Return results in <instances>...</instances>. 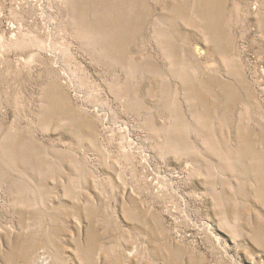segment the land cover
Masks as SVG:
<instances>
[{"label":"rangeland","instance_id":"374dc122","mask_svg":"<svg viewBox=\"0 0 264 264\" xmlns=\"http://www.w3.org/2000/svg\"><path fill=\"white\" fill-rule=\"evenodd\" d=\"M0 264H264V0H0Z\"/></svg>","mask_w":264,"mask_h":264}]
</instances>
